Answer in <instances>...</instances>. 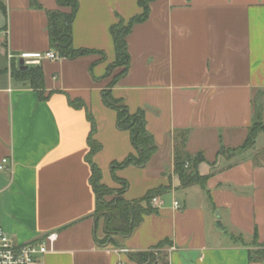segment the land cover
I'll return each mask as SVG.
<instances>
[{
    "label": "crops",
    "instance_id": "obj_1",
    "mask_svg": "<svg viewBox=\"0 0 264 264\" xmlns=\"http://www.w3.org/2000/svg\"><path fill=\"white\" fill-rule=\"evenodd\" d=\"M76 1L72 46L97 54L35 65L48 96L40 101L36 90L11 77L17 66L7 55L53 51L47 13L59 7L56 0H37L39 9L30 0H0V163L10 161L0 171L4 233L18 245L56 233L39 264H138L129 255L166 240L157 249L164 261L154 264H264V140L237 155L255 104L264 124V0H153L148 19L127 36L129 68L110 92L131 114L144 112L157 150L144 168L129 166L115 176L128 183V202L159 187L170 192L157 197V212L118 238L117 247L98 243L104 233L85 160L86 110L101 145L93 163L102 184L116 188L110 165L133 149L101 100L120 71L106 76L115 60L109 28L141 9L137 0ZM68 100L82 101L86 110ZM183 133L186 152L203 156L196 168L206 177L203 187L181 188L174 173L176 137Z\"/></svg>",
    "mask_w": 264,
    "mask_h": 264
},
{
    "label": "trees",
    "instance_id": "obj_2",
    "mask_svg": "<svg viewBox=\"0 0 264 264\" xmlns=\"http://www.w3.org/2000/svg\"><path fill=\"white\" fill-rule=\"evenodd\" d=\"M153 0H137L141 13L132 17L129 21L118 18V21L109 28L112 39L115 60L107 67L106 76L109 77L114 70L120 69L119 73L114 75L108 88L102 91L101 100L106 108L113 110L116 114V128L129 134L130 144L133 152L130 153L123 161L113 162L110 165V172L114 181L121 185V198H115L112 202L106 203L103 198L109 195L112 189L102 184V173L100 169L93 163V157L101 150V145L94 140L96 126L91 114L86 110L85 104L80 100H68V105L74 109H85L86 119L90 124V132L87 138L88 152L85 160L90 167L89 184L95 195L96 207L94 216L97 220H103L104 237L98 241L101 245L118 246L116 238L130 236L133 231L141 224L143 218L157 212V209L150 206L153 198L165 195L170 192V187H159L149 190L142 199L128 202L123 198L124 192L128 188L126 181L116 178L115 172L129 166L144 168L152 156L156 153L157 147L153 137L146 129V120L144 112L138 110L131 114L121 99H115L110 92L112 86L123 77L129 68V55L127 51L126 38L135 25L145 22L150 14V4ZM59 7L58 10L47 13V29L50 40V49L53 50L59 58L75 59L82 56L97 54V52L86 49H75L72 46V24L78 9L76 0H56ZM30 5L34 9L40 6L37 0H30ZM69 9V11H64ZM0 11L5 13L4 6L0 3ZM104 60V54L98 53ZM11 77L19 82L27 83L32 89L38 93L40 101H44V82L42 69L39 66L15 67L11 65ZM264 134V124L261 120V107L259 104L254 105V122L248 131L245 143L240 150L247 148L249 142L253 145L258 134ZM181 136L180 141L176 139L174 146V173L180 181L181 188H187L194 185L204 186L206 177H201L197 173V166L204 159L201 154H197L194 158L189 157L185 153L186 134H178ZM178 137V136H177ZM188 162L190 167L185 169ZM169 245V241H163L155 248H163ZM148 253H137L129 255L131 261L138 264H149ZM164 260L165 256H161ZM255 260L249 255V261ZM155 263V262H154ZM153 263V264H154Z\"/></svg>",
    "mask_w": 264,
    "mask_h": 264
},
{
    "label": "built area",
    "instance_id": "obj_3",
    "mask_svg": "<svg viewBox=\"0 0 264 264\" xmlns=\"http://www.w3.org/2000/svg\"><path fill=\"white\" fill-rule=\"evenodd\" d=\"M9 60H14V64L20 67H29L32 65H39L42 61H56L59 59L54 51H47L44 53H22L14 58L12 55H7ZM10 161L6 158L1 160L0 171L5 170ZM162 202L157 198H153L150 206L158 209ZM174 208L178 209L177 202H173ZM57 238L56 233H50L37 242L15 244L13 239L4 233L0 221V264H39L38 257L49 252V246H52Z\"/></svg>",
    "mask_w": 264,
    "mask_h": 264
},
{
    "label": "rangeland",
    "instance_id": "obj_4",
    "mask_svg": "<svg viewBox=\"0 0 264 264\" xmlns=\"http://www.w3.org/2000/svg\"><path fill=\"white\" fill-rule=\"evenodd\" d=\"M64 11H67V12H68L69 9H64ZM260 135H261V136H258L259 138H258V139L255 141V143H254V144H256V146L261 145V144H262V141L264 140V135H263L262 133H260ZM180 138H181L180 135H178V137H176V139H177L178 142L180 141ZM254 144L252 145L251 142H249L248 145H247V148L249 149V148L253 147ZM240 151H241V150L238 149L237 155H240V154H241ZM225 152H226V151H224L223 149L220 150V154H225ZM185 153H186L189 157H191V158H194V156H195V155H194V156H190V155L186 152V150H185ZM189 167H190V164H189L188 162H186V164H185V169H187V168H189ZM110 189H112L111 193L103 198V200H104L106 203H110V202H112L115 198H117V199L121 198V194H120L121 185H120L119 182H117V187H116V188H110ZM100 220L103 222L102 219H100ZM115 241L118 242V238H116ZM158 249H159V248H158ZM148 256H149V264H153V263L156 262L157 260H162V258L160 257V254H158V250H157V249L151 251L150 253H148ZM161 256H162V255H161ZM162 261H164V260H162ZM147 264H148V263H147Z\"/></svg>",
    "mask_w": 264,
    "mask_h": 264
},
{
    "label": "water",
    "instance_id": "obj_5",
    "mask_svg": "<svg viewBox=\"0 0 264 264\" xmlns=\"http://www.w3.org/2000/svg\"><path fill=\"white\" fill-rule=\"evenodd\" d=\"M20 67L26 69L27 67L23 66L22 63H20ZM218 218V217H217Z\"/></svg>",
    "mask_w": 264,
    "mask_h": 264
}]
</instances>
